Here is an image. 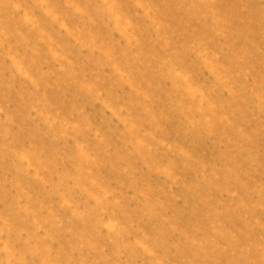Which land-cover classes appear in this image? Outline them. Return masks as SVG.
Instances as JSON below:
<instances>
[{"label":"clouds","instance_id":"obj_1","mask_svg":"<svg viewBox=\"0 0 264 264\" xmlns=\"http://www.w3.org/2000/svg\"><path fill=\"white\" fill-rule=\"evenodd\" d=\"M0 264H264V0H0Z\"/></svg>","mask_w":264,"mask_h":264}]
</instances>
